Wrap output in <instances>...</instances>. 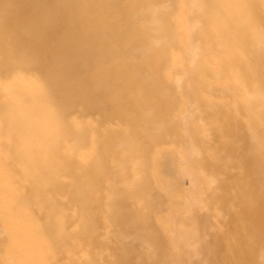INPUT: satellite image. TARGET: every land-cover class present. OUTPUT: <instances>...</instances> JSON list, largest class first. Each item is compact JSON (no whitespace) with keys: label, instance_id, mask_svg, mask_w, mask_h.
<instances>
[{"label":"rangeland","instance_id":"374dc122","mask_svg":"<svg viewBox=\"0 0 264 264\" xmlns=\"http://www.w3.org/2000/svg\"><path fill=\"white\" fill-rule=\"evenodd\" d=\"M208 2L198 11L192 0H0V163L12 124L30 134L41 125V148L55 157L43 163L72 167L65 182L90 167L92 197L116 186L123 162L126 179L145 175L163 201L171 193L182 202L196 180L215 202L222 182L246 185L250 90L264 86L255 81L264 78V0ZM0 264H11L6 248Z\"/></svg>","mask_w":264,"mask_h":264},{"label":"bare ground","instance_id":"6f19581e","mask_svg":"<svg viewBox=\"0 0 264 264\" xmlns=\"http://www.w3.org/2000/svg\"><path fill=\"white\" fill-rule=\"evenodd\" d=\"M192 1L198 11L209 5L208 0ZM198 48L190 44L188 52L196 56ZM255 81L264 78L257 74ZM250 95L248 183L237 181L230 189L222 182V202L213 201L212 190L200 188L197 180L182 202L171 193L163 201L145 175H134L135 182L126 179L124 162L116 165V186H98L100 196L92 197L90 167L65 182L62 173L74 172L72 167L43 163L55 161L41 148L44 127L30 134L25 131L30 126H21V133L12 124L13 148L1 157L7 164L0 163V249H8L11 264H264V86L255 84ZM194 148H186L192 158L198 157ZM158 164L164 168L167 162ZM187 168L182 167L185 177L190 176ZM220 176L217 171L209 185Z\"/></svg>","mask_w":264,"mask_h":264}]
</instances>
